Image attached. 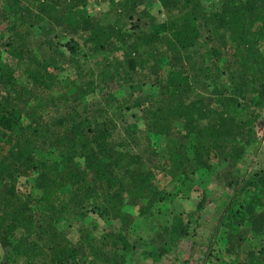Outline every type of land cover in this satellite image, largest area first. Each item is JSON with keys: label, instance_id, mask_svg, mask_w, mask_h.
<instances>
[{"label": "trees", "instance_id": "1", "mask_svg": "<svg viewBox=\"0 0 264 264\" xmlns=\"http://www.w3.org/2000/svg\"><path fill=\"white\" fill-rule=\"evenodd\" d=\"M89 1L0 2L12 22L9 41L0 49V131L9 134L11 144L8 154L0 156V264H125L134 247L121 231L110 228L100 237L84 233L75 242L57 224L82 225L89 202L97 210L104 200H113L119 215L134 199L141 200L142 214L155 206V178L133 153L134 146H153L154 138L165 139V166L172 180L181 178V194L189 199L195 188L186 168L188 153L195 157L193 163L199 160L210 169L215 159L236 165L250 145L240 139L232 146V135L222 122L242 117L246 107L240 100L246 93H264V0H216L210 6L200 0H158L160 8L150 16L148 27L126 46L127 58L110 62L107 54L98 74L94 70L87 81L81 76L87 66L80 58L87 57L83 49L105 53L112 37V29L90 23L91 3L127 5L129 17L138 6V0ZM58 10L61 24L74 35L70 33L65 43L57 34L50 41L48 34L56 30L43 27V44L27 41L31 22ZM23 23L30 25L20 33ZM66 69L81 83L72 81L76 95L71 98L55 97L51 91L66 79ZM138 73L156 79L135 81ZM116 80L124 84L121 95L110 91ZM100 86L105 88L103 99L94 109L86 99ZM112 110L121 115L118 121ZM129 113L144 122V129L128 123ZM254 129L249 127L250 132ZM181 138L186 144L179 150ZM206 150L210 166L203 160ZM117 169L148 173L152 184L128 188L115 174ZM255 177L253 187L264 188V177ZM201 199L198 211L206 197ZM234 208L227 210L225 227L238 232L246 226L254 236L264 230L262 211L242 202ZM230 246L240 251L238 245ZM259 253L264 258V249ZM246 264L264 262L258 258Z\"/></svg>", "mask_w": 264, "mask_h": 264}, {"label": "rangeland", "instance_id": "2", "mask_svg": "<svg viewBox=\"0 0 264 264\" xmlns=\"http://www.w3.org/2000/svg\"><path fill=\"white\" fill-rule=\"evenodd\" d=\"M92 1L90 0L88 3ZM200 1L205 6H210L216 0ZM28 3L30 6L31 1ZM93 3L89 6V13L92 17L90 23H98L105 29H112V37L111 42L106 45L105 53L99 54L89 49H83V54L87 53V57L85 58L81 54L80 58L86 62L87 66L83 69L81 76H85L87 81H89V74L94 70H96L95 74H98L100 68L98 65L105 62L107 54H111L110 62L116 57L120 59V62L124 61L128 55L126 46L133 43L134 35L148 27L150 16L160 8L158 0H138L136 12H133L132 17H129L127 5L111 7L108 2H101L102 6ZM2 8L0 3V49L5 50L4 46L12 34L9 32L12 22L6 18L7 12ZM32 14L31 19L35 16L34 12ZM17 17L19 18V16ZM59 17L60 10L51 11L45 20L32 21L33 27L31 28H28L27 25H30L28 23L18 24V30L20 33H24L28 28L26 32L29 31L30 35L27 37V41L32 42L35 39L38 43L43 44L44 39L40 35L42 28L47 27L56 30V33L48 34L50 41L57 39V35H59L61 36L59 41L65 43L74 35V32L65 30L66 27L61 24ZM44 48L47 49V45ZM113 53L115 56H112ZM224 58L228 59L229 56L225 54ZM164 75V71L160 73L161 77ZM63 77L66 79L58 84L51 93L55 97L66 95L71 98L72 94L76 95V91L71 88L72 81L78 80L79 84L81 83L80 78L76 79V74H73L69 69H66ZM155 79L154 76H145L144 73L134 76L135 81L142 83H150ZM123 85V82L119 83L116 80L109 88L113 94L121 95ZM96 90L94 95L86 99L89 103L90 100L92 101L94 109L100 108L105 88L100 86ZM240 102L243 107H246L242 117L236 118L235 121L225 119L222 126L231 133L234 141L232 146L240 139H244L250 145L247 146L243 158L236 165L222 159H215L212 161L215 166L210 169L202 166L199 160L193 163L191 160H194L195 157L188 153L190 162L187 163L186 168L189 173V181L195 188V191L191 193V198L186 199L182 196L181 190L184 188L181 187V178L178 176L180 179L172 180L173 173L167 169L168 166H165L168 163L166 158L168 156L167 141L154 138L153 146L144 144L140 148L133 147V153L138 154L142 163L148 166L155 178L153 181L158 186L155 184L151 186L153 191L156 189L157 196L155 197V206H152L148 213H140L141 200L139 199L131 200L122 215H119L117 209L113 207L115 206L113 200H104L97 210L94 208L96 204L91 202L86 204V213L88 214L82 219L84 221L82 225L77 223L70 228L62 221H59L57 225L73 236L75 242L78 241L77 239H81L84 233L100 237L110 228H113L114 231H121L134 247L133 252L127 255L125 264H246L252 259L255 262L258 258L264 262V258L258 256L260 250L264 249V234L262 235L264 230L254 236L246 226L241 231L235 232L233 228H227L222 223V221L226 223L227 217H229L227 210L229 208L236 209L234 207L238 202L246 203L248 207H253L256 211L264 213V188L253 187L257 179L255 175L261 174L264 177V93L262 97L259 94L246 93L245 98H242ZM113 113L118 121L121 115L112 110L110 112L112 117ZM136 113L135 110L134 114ZM130 115V113L126 114V120L129 124L135 125L137 120ZM138 121L135 129H144V122L139 119ZM250 124L254 126L255 134L249 131ZM139 134L141 137L144 136L142 133ZM8 138L9 134L4 136L0 131V139L3 141L0 144V156L8 154L11 148ZM185 144L181 138L178 149H183ZM203 155V160L209 164L211 162L208 161L211 156L210 151L206 150ZM115 174L128 188L138 187V183L147 186L152 184V181L148 180V173L137 172L136 169H117ZM21 177V181L26 180L24 175ZM5 187H10L9 182H6ZM204 196L206 197L205 204L203 209L198 211V205ZM149 205L147 204V206ZM234 244L240 247L239 252L232 251L230 245L234 247ZM100 264L105 263L100 262Z\"/></svg>", "mask_w": 264, "mask_h": 264}]
</instances>
